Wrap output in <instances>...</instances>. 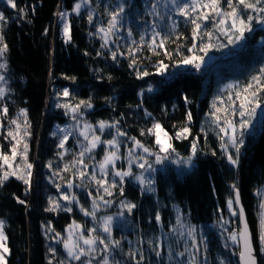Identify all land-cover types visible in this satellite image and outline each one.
<instances>
[{"label":"trees","instance_id":"obj_1","mask_svg":"<svg viewBox=\"0 0 264 264\" xmlns=\"http://www.w3.org/2000/svg\"><path fill=\"white\" fill-rule=\"evenodd\" d=\"M78 2L81 0H16V9L0 3V12L6 17L0 22V35L7 44L1 57L6 69L2 70L7 80L5 87L10 89L0 98V151L11 155V138H5L9 130H15L10 121L17 119L23 127L25 117L20 115V109H26L30 135L18 146V152L23 153L26 142V160L32 165L28 177L24 157L18 155L12 162L13 167L18 165L20 174L30 183L10 176L0 184V220L4 221L8 245L5 264H49L50 261L51 264H83L89 259L92 264H100L106 254L110 264H137L138 261L139 264H188L189 253L196 256L197 264H220L221 259L226 264H238L239 249L226 240L228 233L224 230L230 232L238 227V216H232L226 203L228 198L234 199L233 184L240 189L258 261L264 264L257 239L259 195L264 188V112H261L264 94L259 97L261 108L257 109L249 127L243 130L244 144L240 147L236 166L228 163L220 147L221 143H227L220 128L225 127V120H233L237 123L239 139L241 117L238 111L229 110L227 114L221 111L218 113L221 119L214 123L211 116L217 96L221 98L216 101L217 106L228 107L229 96L234 98L236 91H242L252 76L259 74L264 65V25L254 19L251 22L253 31L246 33L244 40L229 45L227 38L213 27L214 23L218 24V17L198 21L201 29L194 40L191 21L179 15L168 0H156L159 15L152 13L153 0H89L76 13L72 9ZM121 2L126 5L121 25L114 30L115 35L109 37L107 45L101 47L103 34L96 29L107 26L108 13L116 10ZM220 6L230 11L227 0H220ZM258 7H264V0ZM21 8L24 13L19 12ZM90 10L92 23L88 21ZM60 11L68 14L71 37L68 41L60 35L57 25ZM241 11L245 19L248 14H257L251 9L243 10L242 6ZM230 24L231 21H227L224 27ZM153 25L161 35L155 37V44L149 47L154 39ZM208 32L213 33L211 38ZM141 35L143 44L140 43ZM162 39L163 47H160ZM209 43L214 47L207 52L200 51L202 44ZM193 44L195 48L190 53ZM130 48L136 51L131 52ZM113 52H116L115 59ZM193 54L203 57L199 70L193 65L179 63L184 56ZM160 63L166 66L162 72L157 71ZM138 72L149 75L138 77ZM229 83L234 84L233 89L226 88ZM64 88L69 89V97L62 95ZM81 101L90 102L92 107L80 105L73 113L56 106H75ZM4 107L8 109L6 114L2 111ZM233 107L238 109L239 101ZM189 112L190 122L187 120ZM101 120L109 124L118 121V124L101 133L97 123ZM75 122L93 126L102 141L116 136L117 128L126 133L117 137L121 156L117 170H127L125 157L133 145L131 137L152 151L158 150L155 137L147 133L154 122H159L172 138L176 150L172 159L186 158L195 140L197 164L192 170L172 160L154 165L157 169L152 174L155 190L151 193L142 192L134 176L125 177L121 184L120 178L114 177L113 170L109 169L104 178L109 185L113 179L116 181L109 196L90 178L93 169L97 178L102 177L96 166L104 156L106 145L99 144L91 153H86L83 164L74 163L87 145L73 128ZM185 125L190 128L188 138L176 139V132ZM58 129H66V133ZM142 130L144 135H141ZM65 134L68 139L60 148ZM228 151L235 157V148L229 145ZM144 156L152 162L148 154ZM84 164L88 165L86 169ZM3 170H8L7 165ZM140 170L132 166L133 173L138 174ZM80 171L86 173L84 178L80 177ZM62 193L75 196L79 203L63 200ZM98 196L112 203L105 206L103 200L97 199L100 206L94 220L85 216L81 208L91 211L93 199ZM49 198L56 200L60 208L46 211L50 207ZM121 201L134 203L136 208L131 213L125 209L123 217H118ZM69 207L70 212L64 210ZM157 212L159 222L155 218ZM104 216L114 217L112 239L119 240L120 246L104 253L103 245L97 243L96 252L81 257L80 261L68 257L63 246L68 226L73 222L80 225L85 237L89 228L97 229L95 235L105 236L100 228V218ZM221 216L228 221L223 228ZM190 227L195 229V246L193 238L187 234ZM225 243L229 244L228 248ZM50 248L55 252L49 251ZM157 250L162 254L159 258L155 255ZM130 252L136 253L135 258ZM141 252L143 260H140ZM177 252L185 255L176 256Z\"/></svg>","mask_w":264,"mask_h":264},{"label":"snow or ice","instance_id":"obj_2","mask_svg":"<svg viewBox=\"0 0 264 264\" xmlns=\"http://www.w3.org/2000/svg\"><path fill=\"white\" fill-rule=\"evenodd\" d=\"M89 0H81V2H78L74 5L72 11L79 13L82 6L84 4H87ZM168 2L174 7L175 11L179 14L184 16L185 18L189 19L193 25V39L195 40L197 35L199 34V30L201 29V23L198 21H206L212 18L215 20L217 17L218 24L214 23L213 27L217 28L218 31L224 35L227 38L229 45H235L238 42L245 39V34L250 33L253 31L252 21L255 19L258 24L264 25V7H258V5L261 3V0H256L255 3L251 2V0H227L228 7L230 8V11H224L220 6V0H190V2H184V0H168ZM0 3H6L7 6L16 9L17 3L16 0H0ZM241 6L243 10H254L257 14L251 15L248 14L247 18H244V14L241 11ZM125 3H118L116 5V10L110 11L108 13L109 20L107 22V26H100L97 27L96 31L97 33H102V39L104 40V44L101 45V47H105L107 43L109 42V37L112 35H115V31L118 29V25L121 24L122 21V14L125 12ZM157 3L156 0H153L152 3V13H155L156 15H159L157 12ZM203 9H208V12H204ZM200 10V11H198ZM20 13H24V9H19ZM150 13V14H152ZM214 14V15H213ZM58 15L62 18L63 23V37L65 41L70 40V25L67 22V13L61 12L58 13ZM6 20V17L3 12H0V22H3ZM88 21L89 23L93 22V15L91 10L88 14ZM227 21H231L230 26L224 27ZM153 40L150 42L149 47H151L153 44H155V37H159L161 35L160 32L155 31V25H153ZM128 35L131 37L132 32L131 29L128 30ZM207 35L211 38L213 33L208 32ZM163 39H166L164 37ZM163 39L161 40L160 47H163ZM4 37L3 35H0V57L4 55V53L7 50V44L3 43ZM135 43V42H133ZM140 43H144V37L141 35L140 37ZM225 45H221V47H224ZM211 47H214L212 44H202L200 51L207 52V50ZM195 48V44H193V47L189 49V52H193V49ZM131 52L136 51L135 48H130ZM98 55L100 53H97ZM112 58H116V52L112 53ZM203 61V57L196 56V55H188L184 56L179 63L183 65H193L197 70L200 69L201 63ZM133 64H135V61L133 60ZM132 66V65H130ZM166 66L162 63L157 65V71L162 72L163 69ZM0 69H6V63L0 62ZM138 77H143L149 75L148 72H138ZM66 79L68 77H65ZM71 79H75L72 77ZM0 82H3L4 84L7 83L6 77L3 74H0ZM234 84L229 83L226 85V88L233 89ZM10 91V89L3 86V84H0V98H3L5 96V93ZM149 91H151V88H149ZM264 94V65H262L259 69V74L252 76L251 80L247 85L244 86L242 91H236L234 98L230 95L228 98V107L221 108L217 106L216 101H220L221 98L217 96L212 104V108L214 111L211 113V116L213 117V122L217 123L221 117L218 115L221 111H223L225 114L228 113L229 110H231L233 113L238 111L239 116L241 117L239 121V130H240V138H237V123L233 120H225V127L220 128V132L224 133L225 136H227V143H221L220 147L224 150L227 161L230 165L236 166L239 163V153H240V147L244 144L243 140V134L245 129L249 127L252 121V117H254L257 113V109L261 108V100L260 95ZM62 95L64 97H69L70 92L68 88H64ZM185 102L187 103V97H184ZM236 101H239V107L236 109L233 107L236 103ZM80 105H84L86 108H91L92 105L88 101H81L80 104L72 106L69 104H57V107H63L65 109L71 110L73 113L77 112L80 108ZM3 113H7L8 109L7 107L3 108ZM20 115L24 116V124L23 127L20 123H18L17 119H12L10 121L11 125L15 126V130H9L7 138H11V155L5 154L3 151H0V161L3 163L0 164V170L4 169V166L7 165L8 170H3L2 175H0V184H3L4 181H6L10 176H15L17 179L23 180L25 184H29L30 180L25 178V175L20 174L19 172V166L13 167V161L16 160V157L18 155H21L24 157L25 160V172L27 173V176H31V168L32 165L30 163H27L26 160V153L28 151V144L26 142L23 143V153L18 152V146L24 141V139L30 135V133L27 131L29 125L27 121V110L26 109H20ZM149 115L150 114H147ZM75 119V117H74ZM192 119L191 113L189 112L187 114V120L190 122ZM98 129L101 133L104 132L106 128L110 127H116L118 124L117 122H113L109 124L106 121H98ZM60 132L66 133V129H58ZM147 133L149 135H153L155 137V144L157 145L158 150L152 151L148 147H145L139 140H137L135 137H131L133 141L132 148L128 151V164L129 167L127 170H117L115 167V161L120 159V156L118 155V149H119V141L117 139L118 136H125L126 133L121 132L117 128V135L113 136L110 140H101L100 135H96L93 131V126L89 125L88 123H84L83 129L80 131V136L84 137V140L87 142V145L82 148V151L79 153V160L75 161L74 163H80L83 164V158L86 153H91L93 149H95L99 144L107 145L108 147L105 148L104 156L103 158L98 162L99 170L102 174L101 178H97L95 169H93L92 173L90 174V178L95 181V183L103 188V191L107 195H111L110 188L115 187L116 181L113 179L111 185H109L106 178L108 175L107 169L109 166L113 169V176L120 178V183L123 184L125 177L134 176L135 180L139 183L142 192H154V179L152 177V174L157 171V169L154 167V165H160L163 164L165 160H172L173 163H181L185 166H190L193 164L194 157L197 154V144L196 141L193 140L190 154L186 158H179V159H172V154L175 153V149L173 148V145L171 143V137H169L168 133L164 130L162 125L159 122H154L150 128L147 129ZM190 133V128L185 125L183 128L178 130L175 134L176 139H187L188 135ZM53 135H56V132L52 133ZM91 134V136H90ZM141 135H144V131L142 130ZM68 139V135L65 134L63 138L60 140L59 146L60 148L64 147L65 141ZM221 140H224V136L221 137ZM231 145L233 148H235L236 155L235 157L228 151V146ZM135 149H142L143 153H147L148 156H154V161L150 162L144 155H137L135 154ZM62 155V153H61ZM215 155V153H213ZM178 156V154H177ZM135 164L139 169L142 171L138 174L132 172V165ZM86 169L88 167L87 164L83 165ZM79 175L81 178H84L86 173L84 171H80ZM57 189H60V185H56ZM71 187V185H69ZM235 192V197L228 198L226 201L227 208L229 212L232 214V216H238V227L233 228L230 232L227 229H224L228 234L226 237L227 241H231V245L235 248H238V264H259L258 258L255 254V249L253 247V238L252 233L249 230L248 222L245 218V211L244 208L241 206L240 201V192L236 188V185L233 184L231 186ZM121 194H123V188H121ZM61 198L63 200H72L76 201L75 196H69L66 194H61ZM97 199L103 200V197H97L93 199L92 203V210L89 211L87 209L81 208V210L84 212L85 216H91L93 219H97L96 213L99 209V204L97 203ZM20 203H24V201H20ZM76 203H79L76 201ZM112 202L110 200H103V204L105 206L110 205ZM49 204L50 207L45 209L46 211H56L58 208H60V204L52 199L49 198ZM121 212L117 213L116 215L118 217H123L124 210L126 209L128 213H131L134 208H136V205L131 202H124L121 201ZM259 207L261 209L260 217H259V241H260V252L262 255H264V199L261 200ZM238 208V211H237ZM65 211H71L72 209L65 208ZM156 221H160V214L157 212L156 214ZM113 216H104L100 218V228L103 233H105V236L95 235L97 229L96 228H89L88 235L85 237L83 235L79 236V239L83 241V246L79 244L77 241L73 238V232L75 230H78L81 228L80 225L75 224L73 222L72 225L68 226V238L63 240V246L67 250L68 257H71L74 260L80 261L81 257L83 256H89L96 252V245L99 243L100 245H103L102 251L104 253H108L110 251V248L115 249L120 246L119 240L112 239V230H113ZM179 222V218H178ZM228 221L225 220L222 216L220 218V226L223 228L225 224H227ZM181 227L183 225L181 224ZM174 230V229H173ZM49 231H52V229H49ZM195 229L189 228L188 236L192 237V243L195 246L196 245V239L194 236ZM56 236L59 237L60 233H56ZM6 240V237L4 235V221L0 220V249H3V252H7L8 249L5 246L4 241ZM87 246V247H84ZM158 247V245H157ZM225 247L228 248L229 244L225 243ZM206 250V249H205ZM49 251L55 252V249H49ZM237 254V253H234ZM130 255L135 258L136 253L130 252ZM155 255L159 258L161 257L160 251H155ZM176 256H184V252H177L175 253ZM172 253L169 252V258H171ZM144 259L143 252L140 253V260ZM0 264H5V258L3 254H0ZM51 264V261L49 262ZM63 264V262H61ZM83 264H92V261L85 260ZM100 264H110L109 256L106 254L104 255L103 259L100 261ZM118 264V262H117ZM139 264V261L137 262ZM188 264H197V258L192 253H189V260ZM206 264V262H205ZM220 264H226L225 260L221 259Z\"/></svg>","mask_w":264,"mask_h":264},{"label":"rangeland","instance_id":"obj_3","mask_svg":"<svg viewBox=\"0 0 264 264\" xmlns=\"http://www.w3.org/2000/svg\"><path fill=\"white\" fill-rule=\"evenodd\" d=\"M61 12H65V11H60V12H58V13H61ZM65 13H66V12H65ZM66 19H67V22H68V15H67ZM57 25L59 26V29H60V35L63 37V32H62L63 23H62V18H61L59 15H58ZM120 25H121V24H120ZM120 25H118V26H120ZM63 39H64V37H63ZM64 40H65V39H64ZM0 62H2L1 57H0ZM0 74H3V70H2V69H0ZM0 84H3V86H5V84H4L3 82H0ZM261 112H264V109H263V108L261 109ZM83 126H84V123L81 124V122H75V123H73V128L75 129V131H77V134H78L79 136H80V131H81V129H83ZM226 137H227V136H226ZM81 139L84 140V137L81 136ZM106 147H108V146L106 145ZM119 149H120V148H119ZM119 149H118V155L120 156V151H119ZM130 149H131V148H130ZM127 151H129V150H127ZM135 154H137V155H147V153H143V152H142V149H135ZM150 157H151V160L154 161V159H155L154 156H150ZM120 159H121V156H120ZM176 159H177V158H176ZM118 160H119V159H118ZM118 160L115 161V167H116V164H117V161H118ZM125 161H126V167L128 168V167H129V164H128V153L126 154ZM180 164H181V163H180ZM196 164H197V162H196V159L194 158L193 164L190 165V166H187V168H188L189 170H192V167H193L194 165H196ZM134 165H135V164H133L132 166H134ZM96 169L100 172L99 167H98V164H97V166H96ZM109 169L113 170L111 166H109L107 170H109ZM141 171H142V170H140L139 173H140ZM263 187H264V186H263ZM259 198H260V202H261L262 199H264V188L262 189V192H261V194L259 195ZM259 209H260V207H259ZM260 212H261V209H260ZM260 212H259V215L257 216V231H258V233H257V239H258V241H259L258 235H259V217H260ZM4 235H5V231H4ZM80 235H83V233L80 231V229L75 230V231L73 232V238H74V240L77 241L79 244H81V245L83 246V241L79 239V236H80ZM83 236H84V235H83ZM5 237H6V235H5ZM67 238H68V234H67ZM199 241H200V240H199ZM199 241H198V242H199ZM4 243H5V246H6L7 249H8L7 241L5 240ZM259 244H260V241H259ZM84 247H87V246H84ZM259 252H260V247H259ZM0 254H3V255H4V258L6 259V255L8 254V251H7V252H3V249H0ZM263 256H264V255H263Z\"/></svg>","mask_w":264,"mask_h":264},{"label":"water","instance_id":"obj_4","mask_svg":"<svg viewBox=\"0 0 264 264\" xmlns=\"http://www.w3.org/2000/svg\"><path fill=\"white\" fill-rule=\"evenodd\" d=\"M238 190H239V192H240V189H238ZM234 197H235V196H234ZM240 201H241V206L244 208L243 200L241 199V194H240ZM237 210H238V208H237ZM244 211H245V218H246V220H247V222H248L249 230H250V232L252 233V238H253V232L251 231L250 223H249V220L247 219V213H246L245 208H244ZM253 247H254V249H255L254 241H253ZM255 254H256L257 258H258V254H257V252H256V249H255Z\"/></svg>","mask_w":264,"mask_h":264}]
</instances>
